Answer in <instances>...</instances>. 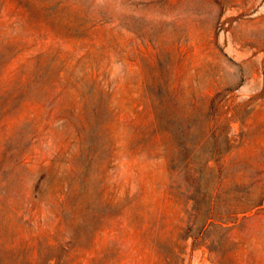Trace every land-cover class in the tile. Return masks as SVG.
Masks as SVG:
<instances>
[{"label":"rangeland","instance_id":"obj_1","mask_svg":"<svg viewBox=\"0 0 264 264\" xmlns=\"http://www.w3.org/2000/svg\"><path fill=\"white\" fill-rule=\"evenodd\" d=\"M6 37L0 264H264V0H0Z\"/></svg>","mask_w":264,"mask_h":264},{"label":"trees","instance_id":"obj_2","mask_svg":"<svg viewBox=\"0 0 264 264\" xmlns=\"http://www.w3.org/2000/svg\"><path fill=\"white\" fill-rule=\"evenodd\" d=\"M4 44V45H3ZM10 40L8 37L4 38L3 40L1 39L0 40V50L3 46L5 47H8L10 46ZM48 68L49 66H47V69H45V73H48ZM40 76H41V60L38 59L36 64H35V67L34 69H32V71L30 72V77L26 80L27 83H22L23 86H27L29 84V79L32 78V81L33 82H37V80L40 79ZM83 81V78H81L79 81H75L73 84H68L70 87H75L78 85L79 82H82ZM59 88H61L58 92H57V95L54 97V100L55 99H58L60 97H62V95L64 93H66L67 91L65 90L66 89V85L65 83H62L60 86H56L54 87V90H57ZM15 94V90L13 88L10 87L9 84H4L3 87H2V91H1V94L0 96H3L4 98L8 99V97H12L13 95ZM83 98V96H81V99ZM96 108L95 109H90L88 114H81V115H75L76 118L78 119V124H79V127L81 130H84L87 126H89L90 124V120L92 118H94V116H96ZM74 114V111L73 113ZM83 118V119H82ZM140 135V140L138 141V143H136L137 146H132L135 150L138 148L139 150H143V149H148L150 150L151 149V145H148L146 146V143L147 142H150L151 139H153V136L156 135V132L153 131H147V130H142L140 133H137ZM143 143V144H142ZM187 167V164L184 168ZM70 174L75 177L77 173H74V171L70 170ZM72 180L74 178H71Z\"/></svg>","mask_w":264,"mask_h":264}]
</instances>
